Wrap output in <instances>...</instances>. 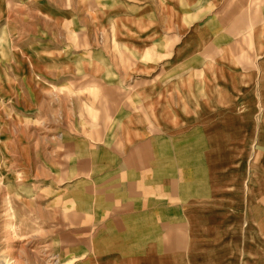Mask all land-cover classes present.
Here are the masks:
<instances>
[{"label": "rangeland", "instance_id": "obj_1", "mask_svg": "<svg viewBox=\"0 0 264 264\" xmlns=\"http://www.w3.org/2000/svg\"><path fill=\"white\" fill-rule=\"evenodd\" d=\"M249 1L0 0V264H150L153 244L120 241L123 228L109 225L120 221L110 205L123 198L122 160L150 124L176 125L178 113L191 118L184 126L202 123V100L209 112L230 110L188 69L200 47L221 53L210 32L238 17L211 11ZM257 37L235 34L231 47L250 53ZM258 67L255 83H238V129L209 132L216 147H201L217 154L207 180L220 194L201 216L215 225L195 228L185 264H264ZM220 116L229 128L231 115Z\"/></svg>", "mask_w": 264, "mask_h": 264}, {"label": "crops", "instance_id": "obj_2", "mask_svg": "<svg viewBox=\"0 0 264 264\" xmlns=\"http://www.w3.org/2000/svg\"><path fill=\"white\" fill-rule=\"evenodd\" d=\"M223 4H218L211 13L238 14V17L233 19L228 15L215 33L210 32L214 35L215 48L221 53L213 57L208 47H200L196 55L197 68L188 71L201 72L200 83L215 84V98L230 99V110H227L228 107H224L226 110L219 107V111L209 112L207 101L202 100L199 107V113L205 116L202 117V123L194 119L195 124L184 126L187 122L192 123L191 118L189 114L178 113V127L174 124L175 120L166 122L169 126L164 129L158 127L157 123L154 127L150 124L141 131L142 134L128 148L122 160L125 187L119 190L123 198L119 199L117 205H110L111 210L114 207L118 209L120 221L111 219L109 225L116 228L118 223L123 228L118 232L115 229L114 232L120 241L153 244L151 256H144L150 259V264H185L189 257L192 258V243L199 240L200 232L195 228L215 225L206 223L207 219L201 216L211 209L210 202L219 198L220 193L215 184L211 183V187L207 180L208 177L216 176L217 154H212V151L202 153L201 147H216L215 139L209 132L238 129V83L244 78L255 83V66L261 68L257 81L262 83L264 100V0H252L240 4L239 9L226 11L219 9ZM203 9L200 6L197 12ZM206 25L201 27L206 31L205 36ZM235 34L241 37L252 34L253 39L255 35L258 36L257 44L254 43L250 53L246 46L238 50L231 47L240 40L231 38ZM219 35L226 37L224 42L219 43ZM205 67L210 70H205ZM186 78L188 75L182 76L179 81ZM207 93L206 90L205 96L201 98L207 100L214 97L210 93L208 98ZM208 113L219 116L230 114V127H224L223 116L218 120L221 125L213 122L208 124ZM144 247L148 248L146 245Z\"/></svg>", "mask_w": 264, "mask_h": 264}]
</instances>
